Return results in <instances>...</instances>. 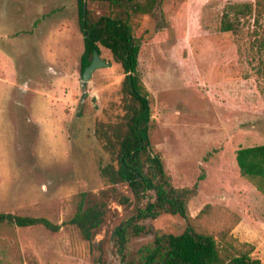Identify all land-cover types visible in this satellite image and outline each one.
<instances>
[{
  "label": "rangeland",
  "instance_id": "374dc122",
  "mask_svg": "<svg viewBox=\"0 0 264 264\" xmlns=\"http://www.w3.org/2000/svg\"><path fill=\"white\" fill-rule=\"evenodd\" d=\"M255 2L158 0L132 24L149 139L172 186H198L188 214L225 256L252 250L264 264V196L236 164L238 149L264 145V84L252 49L264 18L241 20L236 33L221 30L228 6ZM85 6L93 20L112 11L102 2ZM100 50L106 66L82 83L79 0H0V213L61 225L81 193L107 203L91 241L67 224L56 233L0 225V264H121L113 230L154 201L148 192L138 203L126 184L102 174L114 164L105 138L125 122L126 107L125 74ZM136 224L143 230L130 235L131 251L187 227L164 212Z\"/></svg>",
  "mask_w": 264,
  "mask_h": 264
},
{
  "label": "trees",
  "instance_id": "16d2710c",
  "mask_svg": "<svg viewBox=\"0 0 264 264\" xmlns=\"http://www.w3.org/2000/svg\"><path fill=\"white\" fill-rule=\"evenodd\" d=\"M84 2H102L112 11L93 20L89 10L83 14ZM156 4L158 0H79V26L84 37L81 73L90 65L93 53L96 51L100 56V47H103L111 53L125 74L122 85L125 122L113 129L112 138H105L103 145L112 153L114 164L104 167L102 174L113 186L126 184L138 203L148 197V192L154 193V201L150 199L143 208H137L131 218L113 230L121 264H263L251 257L252 250L225 256L215 237L199 228L188 214V204L196 196L198 186H172L165 173L161 154L150 143L151 110L148 94L137 70L141 44L133 32L132 18L134 14L151 12ZM251 16H254L256 24L264 18V0H256L255 4L228 6L221 30L236 33L241 20ZM252 49L257 62L256 72L264 84V24ZM99 136L103 137L101 134ZM236 164L240 174L252 181L264 196V145L238 149ZM122 201L128 203L126 198ZM162 212L184 219L187 223L185 231L180 234L156 233L150 244L138 251L129 250L127 243L130 235H138L143 230L136 222L155 218ZM106 214L105 201H93L86 193H81L75 214L65 224H54L46 218L0 213V225L20 228L41 225L56 233L67 224L75 227L86 241H91L104 224Z\"/></svg>",
  "mask_w": 264,
  "mask_h": 264
},
{
  "label": "water",
  "instance_id": "95a60500",
  "mask_svg": "<svg viewBox=\"0 0 264 264\" xmlns=\"http://www.w3.org/2000/svg\"><path fill=\"white\" fill-rule=\"evenodd\" d=\"M85 12H86V6L84 2V10H83L84 15H85ZM102 66H106V63L101 60L98 52L95 51L93 53V58H92L90 65L87 68H85L84 72L82 73V83L89 82L92 76V73Z\"/></svg>",
  "mask_w": 264,
  "mask_h": 264
},
{
  "label": "crops",
  "instance_id": "0c3cea01",
  "mask_svg": "<svg viewBox=\"0 0 264 264\" xmlns=\"http://www.w3.org/2000/svg\"><path fill=\"white\" fill-rule=\"evenodd\" d=\"M255 189H256V188H255ZM256 191H258V190L256 189ZM258 193H259L260 195H262V193H261V192H259V191H258Z\"/></svg>",
  "mask_w": 264,
  "mask_h": 264
}]
</instances>
